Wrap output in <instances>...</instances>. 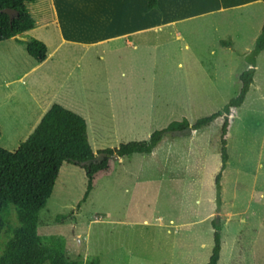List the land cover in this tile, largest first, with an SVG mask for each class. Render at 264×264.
I'll return each instance as SVG.
<instances>
[{
	"label": "rangeland",
	"instance_id": "rangeland-1",
	"mask_svg": "<svg viewBox=\"0 0 264 264\" xmlns=\"http://www.w3.org/2000/svg\"><path fill=\"white\" fill-rule=\"evenodd\" d=\"M48 4V0H34L27 5L37 24L28 36L45 39L51 53L57 42L49 32ZM258 22L252 17L251 25L242 28L227 15L196 20L170 33L151 34L148 49L137 42L135 49L110 53L102 61L100 48L84 53L63 44L30 73L37 63L24 45L2 42L0 148L14 152L31 133L33 116L24 111L29 97L19 93L29 78L55 76L45 83L55 104L91 113L88 140L94 154L118 148L126 140H146L170 122L186 118L193 124L218 112L239 89L238 76L246 68L242 58L259 33ZM231 38L235 39L231 51L218 44ZM6 82H11L8 90ZM130 88L137 96V117L143 118L149 108L154 122L140 124L138 119L135 136L122 139L111 114L117 110V98ZM95 114L104 120L96 121L101 126L99 140L92 135ZM222 121L217 118L190 135H165L153 158L135 155L126 168L135 174L130 180L117 179L113 166L118 159H108L109 170L94 176L84 203L85 173L64 163L38 214V234L44 240L63 239L66 255L83 262L97 258L99 264H207L213 245L211 221L216 217L221 228L217 264H264V52L257 58L243 105L229 116V160L221 180V208L216 212L214 178L220 168ZM10 223L16 226L13 211ZM6 241L4 232L0 253Z\"/></svg>",
	"mask_w": 264,
	"mask_h": 264
},
{
	"label": "trees",
	"instance_id": "trees-1",
	"mask_svg": "<svg viewBox=\"0 0 264 264\" xmlns=\"http://www.w3.org/2000/svg\"><path fill=\"white\" fill-rule=\"evenodd\" d=\"M34 0H0V43L24 37L27 55L37 63L47 58V47L41 41L25 35L35 27V22L28 12L27 5ZM158 0H146V9L157 8ZM264 3V0H263ZM3 10L18 14L12 20ZM220 44L229 47L230 42ZM264 52V22L251 50L244 56L246 66L238 80V91L218 112L197 119L190 124L186 118L173 121L164 129L152 132L145 141L121 144L118 148L97 151L95 154L88 141L85 120L53 104L44 114L39 124L22 142L16 151L8 152L0 148V239L5 232L7 241L0 253V264H99L97 258L87 260L70 259L66 255L63 239L49 237L44 240L38 234V214L50 198L61 166L65 163L83 169L86 176V189L81 203H84L93 189L94 175L108 168V159L92 162L95 155L105 153L123 158L131 154L149 155L158 146L165 135L174 137L175 133L187 129L199 131L222 117L220 131V168L214 178L216 212L221 208V180L228 162L227 135L229 116L239 109L253 84V76L258 56ZM80 204L76 207L79 208ZM14 213L16 226L10 223ZM66 217V216H65ZM218 218L211 221L213 245L207 264H217L221 249V228ZM47 241V242H45Z\"/></svg>",
	"mask_w": 264,
	"mask_h": 264
},
{
	"label": "crops",
	"instance_id": "crops-1",
	"mask_svg": "<svg viewBox=\"0 0 264 264\" xmlns=\"http://www.w3.org/2000/svg\"><path fill=\"white\" fill-rule=\"evenodd\" d=\"M48 1L49 4L47 9L51 12L49 20L51 29L49 32L51 34V40H55L57 43L53 47L52 52L49 53L47 41L45 39H39L44 42L47 47V58L42 63L35 62L37 65L33 66L29 70V73L34 72L38 67H41L39 65H44L50 57H53L57 53L60 46L63 44L71 46L70 50L72 51L76 48L82 49L84 53L90 52L91 49L100 48L101 50L98 54V60L102 61L103 57L110 53L120 52L127 49H135L138 47L137 42H139V46H142L144 49H148L152 46L150 39L151 34L156 32L170 33L172 29L196 20H204L207 18L227 15L231 18V20H234L236 26H241L243 28L244 26L248 27V25H251L250 23L252 17H257L259 21V33L264 22L263 0H158V9L156 8L151 11H147L146 9V0ZM36 25L37 24L35 23V27L25 33V35L28 36L29 33H32L35 30ZM45 32H47V30ZM8 41L12 42L14 45H19L15 38ZM222 41L225 40H218V44L222 48L231 51L235 39H230L229 42L231 45L229 47L222 46L220 44ZM84 72L86 75L89 74L86 71ZM84 72L83 75H85ZM29 73H25L24 76ZM80 73L82 74V72ZM68 77L71 78L70 75ZM52 78H55V76L29 78V81L24 85V88H20L19 90V93H23L29 97L30 103L24 111L25 114L27 113L30 116H33L31 122L32 126L29 127V131H31V133L39 124L40 120L49 108L57 102L56 98L51 95V91L45 87V83H49V80ZM22 80L23 78H17L18 82ZM132 82L133 78L131 77L128 83L130 84ZM5 84L6 85H4V87L8 90L9 88H7V86H9L11 82H6ZM68 88H72L69 83ZM6 96H11V93ZM109 97L108 100L110 101ZM106 99L107 97L105 100ZM117 100L118 107L116 112H114L113 115L111 114V118H114V130L117 133L122 134V139L131 136L134 132H136L135 123L138 119L140 124H151L154 122L153 110L151 111L149 108L148 111L143 114V118L140 116L137 117V107L134 105V101L136 102L137 96L132 88H130L127 92L122 93L120 98L118 97ZM62 106L67 105H64L63 103ZM69 110H72L73 113L75 112V114L81 116L85 120L88 135V118L92 117L91 113L88 111H77L71 108ZM102 116L103 115L101 114H95L93 116L95 122L92 124V135L96 140H99V130L101 129L100 124L96 123V121H101ZM102 121L104 122V120ZM149 136L150 134L147 135L148 138ZM148 138H146V140ZM126 141L127 143L138 142L136 139ZM156 149L157 147L149 155L131 154L123 158H118L116 165L113 166L116 178L121 182H123L124 179L130 180L132 176H135V174L133 171L127 170L126 168L130 167L132 162L136 159L135 155L145 156L140 157L141 159H151V157L153 158ZM109 167L110 166L108 164V168L105 171L109 170Z\"/></svg>",
	"mask_w": 264,
	"mask_h": 264
},
{
	"label": "water",
	"instance_id": "water-1",
	"mask_svg": "<svg viewBox=\"0 0 264 264\" xmlns=\"http://www.w3.org/2000/svg\"><path fill=\"white\" fill-rule=\"evenodd\" d=\"M1 12L7 14L9 16V19L10 20L13 19V16L12 15H14V17H17L18 16V14L16 12L11 11V10H3ZM15 39L18 40V41H21V42H24L26 40L24 37H21V36H16ZM181 134L182 135H186V134L187 135H190V134H192V130L189 128V129L185 130L184 132H181ZM105 158L112 159V160L118 159V157L116 155H110L109 156V155H107L105 153H100V154H97L94 157V159L92 160V162L102 161Z\"/></svg>",
	"mask_w": 264,
	"mask_h": 264
}]
</instances>
